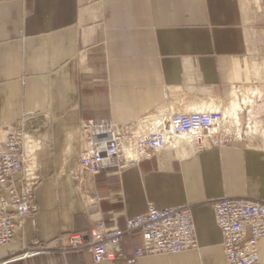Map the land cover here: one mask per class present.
Wrapping results in <instances>:
<instances>
[{
	"label": "crops",
	"instance_id": "crops-1",
	"mask_svg": "<svg viewBox=\"0 0 264 264\" xmlns=\"http://www.w3.org/2000/svg\"><path fill=\"white\" fill-rule=\"evenodd\" d=\"M197 111L221 112L231 143L195 151L180 136L76 183L82 120L119 128ZM28 115L37 210L0 248V264H126L58 247L99 221L184 203L196 246L137 264H226L210 200L264 201V0H0V142ZM34 241L46 250L17 258ZM141 243L135 234L120 247L130 256ZM258 252L264 264V238Z\"/></svg>",
	"mask_w": 264,
	"mask_h": 264
},
{
	"label": "built area",
	"instance_id": "built-area-1",
	"mask_svg": "<svg viewBox=\"0 0 264 264\" xmlns=\"http://www.w3.org/2000/svg\"><path fill=\"white\" fill-rule=\"evenodd\" d=\"M33 117L23 116L0 142V248L13 238L23 218L37 210L34 189L40 176L35 149L25 144ZM80 134L84 147L78 167L72 172L77 184L82 183L83 173L94 177L151 158L174 145L180 136H188L195 151L227 145L235 138L224 128V116L218 111L176 112L166 120L127 123L119 128L94 119L82 120ZM97 198L94 193L93 200ZM210 204L221 232L225 263L260 264L258 242L264 238V201L223 196L211 199ZM135 234L141 236L142 243L125 256L120 244L126 236ZM63 238L66 243L58 247L61 254L86 251L94 262L119 258L126 264H137L144 255L194 248L197 243L188 203L163 208L148 204L143 212L124 217L122 225L114 220L99 221ZM45 250L44 244L34 241L17 258L32 257Z\"/></svg>",
	"mask_w": 264,
	"mask_h": 264
},
{
	"label": "bare ground",
	"instance_id": "bare-ground-1",
	"mask_svg": "<svg viewBox=\"0 0 264 264\" xmlns=\"http://www.w3.org/2000/svg\"><path fill=\"white\" fill-rule=\"evenodd\" d=\"M182 137V136H181Z\"/></svg>",
	"mask_w": 264,
	"mask_h": 264
}]
</instances>
